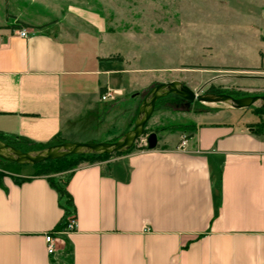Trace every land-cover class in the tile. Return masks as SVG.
Masks as SVG:
<instances>
[{
  "label": "crops",
  "instance_id": "1",
  "mask_svg": "<svg viewBox=\"0 0 264 264\" xmlns=\"http://www.w3.org/2000/svg\"><path fill=\"white\" fill-rule=\"evenodd\" d=\"M49 3L0 0V133L76 143L110 116L101 90L121 99L142 71L114 57L94 15ZM254 36L264 44L263 26ZM253 61L209 68L264 73L262 47ZM194 123L158 134L155 150L80 165L67 187L77 229L55 235L54 256L45 235L64 220L57 190L33 166L0 163V264H264V132L222 112Z\"/></svg>",
  "mask_w": 264,
  "mask_h": 264
},
{
  "label": "rangeland",
  "instance_id": "2",
  "mask_svg": "<svg viewBox=\"0 0 264 264\" xmlns=\"http://www.w3.org/2000/svg\"><path fill=\"white\" fill-rule=\"evenodd\" d=\"M49 6L63 14L71 9L80 17L94 15L105 25V42L114 57L142 71V80L127 95L110 102V119L104 116L103 124L92 130L90 122L81 127L78 143L100 142L104 131L109 134L106 142H116L135 127L153 88L179 78L198 94L215 86L247 97L264 96V73L209 68L242 66L245 60L254 64L256 50L264 49L254 36L262 26L264 30V0H50ZM218 112L242 125L264 123V114L259 118L252 109ZM205 113L216 112L171 94L156 105L146 129L195 124L194 119ZM148 135L145 131L134 147L144 146ZM0 163L20 166L1 159ZM68 177L69 173L54 176L56 181Z\"/></svg>",
  "mask_w": 264,
  "mask_h": 264
},
{
  "label": "water",
  "instance_id": "3",
  "mask_svg": "<svg viewBox=\"0 0 264 264\" xmlns=\"http://www.w3.org/2000/svg\"><path fill=\"white\" fill-rule=\"evenodd\" d=\"M169 94H176L189 102H198L202 106L212 109H232L237 111L252 108L264 109V96L236 98L228 94L209 92L198 94L184 83L173 81L153 88L141 107L135 127L116 142H64L45 149L24 152L0 141V159L21 166H36L48 161L60 160L75 155H105L126 152L145 135L146 126L155 111L157 102ZM158 143L157 133L153 132L148 135L147 148L149 150L157 149Z\"/></svg>",
  "mask_w": 264,
  "mask_h": 264
},
{
  "label": "trees",
  "instance_id": "4",
  "mask_svg": "<svg viewBox=\"0 0 264 264\" xmlns=\"http://www.w3.org/2000/svg\"><path fill=\"white\" fill-rule=\"evenodd\" d=\"M106 92H107L106 89L101 90L102 95L105 94ZM208 92L209 93H215V94H228V95H231V96L236 97V98L247 97L246 94H241L238 92L223 90V89L217 88L215 86H212L208 90ZM170 95L160 99L157 102V104L161 100H164V99L170 97ZM175 96H176V94H175ZM116 100H114V102ZM196 103L198 105L202 106L200 103H198V102H196ZM202 107H204V106H202ZM204 108H206V107H204ZM207 109H210L211 112L212 111L218 112L221 110L219 108H215V109L207 108ZM252 110H253L254 114L259 118L261 117V114H264V109L252 108ZM250 127L254 129L255 134H262L264 132V123L258 122L256 124L251 125ZM195 129H196L195 124H190V125H181L180 124V125H172L169 127H157L155 129L151 130L152 132L151 131L149 132V130H147V129H145V131H146V134H151L153 132L159 134V133L164 132V131H169V132L182 131V132L186 133V132L194 131ZM0 141H3L5 143L21 150V151H24V152L41 150V149H45V148H48V147H51V146H54L57 144L64 143L63 141L57 142V141L53 140L52 142H50L46 145H40V144H36L30 140L13 139V138H11L5 134H2V133H0ZM139 149L149 150L146 146H142ZM133 150H136V148L134 146L130 150H128L126 152H122V153L105 154V155H75V156H70V157H67L64 159H60V160L48 161V162H45V163H42V164H39V165H36L33 167L36 170V176L37 177H47L49 182L51 183V185L57 190V192L60 196V200L62 202V207L64 209H66V207L75 208L73 197L71 196V194L69 193V191L67 189L69 179L74 174L75 170L80 165H82L84 163L94 164V163L106 161V160H109L110 158H112L114 156H121V155L128 154V153L132 152ZM64 173H69V177L67 180L62 181V178H60L58 181L55 180V178H54L55 175L64 174ZM63 228H64V226H61L60 230H62Z\"/></svg>",
  "mask_w": 264,
  "mask_h": 264
},
{
  "label": "built area",
  "instance_id": "5",
  "mask_svg": "<svg viewBox=\"0 0 264 264\" xmlns=\"http://www.w3.org/2000/svg\"><path fill=\"white\" fill-rule=\"evenodd\" d=\"M18 35L22 38L28 39L29 38V32L26 29H22ZM117 98V92L111 93V92H106L101 96V100L103 102H109V101H114ZM145 145L147 147V140H145ZM185 142H183V145ZM65 215H64V220L62 221L61 226H64L62 230H57L56 232H49L45 235V240L47 244V251L50 256H54L57 253L56 249V234H69L77 229V217H76V212L73 207H66L64 209Z\"/></svg>",
  "mask_w": 264,
  "mask_h": 264
}]
</instances>
